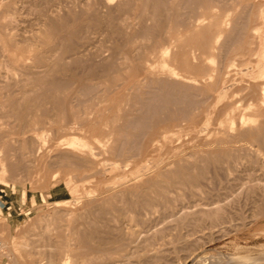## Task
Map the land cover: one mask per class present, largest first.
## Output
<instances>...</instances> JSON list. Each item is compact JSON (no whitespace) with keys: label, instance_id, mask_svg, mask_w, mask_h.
Returning a JSON list of instances; mask_svg holds the SVG:
<instances>
[{"label":"rangeland","instance_id":"374dc122","mask_svg":"<svg viewBox=\"0 0 264 264\" xmlns=\"http://www.w3.org/2000/svg\"><path fill=\"white\" fill-rule=\"evenodd\" d=\"M71 1L73 2L72 4H71ZM77 1L79 3L80 0H74V1L73 0H70V1L57 0L56 2H54L56 4L54 5V8L55 9L59 8V11H60L59 13L64 14V15L66 14L65 11L67 9V6L73 5L75 3L74 9L75 11L77 10L76 11L77 13L75 12L77 16L75 14L72 15V19H71L72 22L71 21L69 22L72 26L68 25V27H65V29L55 32L54 36L53 37L51 36L52 38H50L43 44L40 41L38 43L36 38L34 39L33 37L34 32L37 30L35 28L39 27V24L36 25L37 20H35L36 18L35 14H33L31 10L30 11L24 10L25 13L23 14L22 12V17L26 18L25 22H20V25L23 23L22 24L23 26L17 25L16 28L18 29H16V32H18V30H21L24 34H22V32L20 31L21 34H19L18 38L22 37L20 38V40H23V38H27V40L20 41L17 39V36H16L17 41H20L21 44H23L24 42L32 43V41H34L33 43H35L36 41V43L39 44L37 46L38 47L37 52L41 53L42 49H44L45 51L46 50L45 48H49L52 45L56 46L58 41L60 42V43L58 42L60 45L64 42L63 43V46H64L66 45L65 43L72 44L74 42L73 44H76L78 42L79 44L82 41L86 42V39H89L90 37H92L91 40L89 41L91 43H94L95 46L98 45L99 47H102L104 46V44H107V45L110 44L108 47L115 48L118 45L119 48L121 46L120 50H122L123 52L125 51L124 52L125 54L130 51L129 53L126 54V57L128 56L130 60L128 58H127L128 61L127 59L125 60V63L122 65V67L123 66L124 67L123 68L120 67V69H118L117 71V72L120 71L119 74L117 72H114V73H110V76H107V77L102 76L100 77V79L94 78L93 80H90V81L86 79L88 73H87V68L83 67L85 66L84 65L85 62H83L84 60L76 64L71 62L73 67L70 63L66 62L67 65L69 64V66L67 67L68 70L67 69L61 70L60 72H57L58 75L56 73L54 76L55 78L54 80L57 81L56 78H58V82L59 80L60 82L64 80L65 87H61L53 91L50 90L51 94H54L56 97L60 96V98L57 97V100H59L57 102H55L56 100L52 101L51 99H49L48 101V98L46 100L44 97H41L44 94L42 88L41 89H39L40 87L39 88H29L28 85L26 86L24 85V82H25L24 80L22 81L20 80L21 82L18 81L20 78L29 79L31 76L30 74L26 77L28 73L22 74L18 71L16 72L14 71L13 73L14 75L12 76L11 82L13 81L15 83L16 81V85L12 82L13 84L12 83L11 84L14 85V87L13 86L9 87L12 89L11 91L7 90L8 91L7 93L9 94V97L12 98V100H15L16 98L15 102H17V104L19 103L18 106L20 105V108L22 107V109H24L26 115L23 119L17 120L18 118L17 114L15 116V114L11 113L14 111H10L6 104H3V106L6 105L4 108H2L0 105V127H1L0 128V138L2 137L3 131L8 130L7 132H8L9 137L7 136V138L9 142L11 141L9 144L10 146H12V148H10L9 146H7L8 148L6 147L5 149L0 148L2 149L0 151V158H2V162L0 159V242H4V248L0 250V254H2L0 255V264H49V262H52L53 264H59V263L63 264L61 262L62 259H60L59 256H58L59 260L57 259V255H56V258L54 256H55L56 250L59 249V244L63 245L64 241L65 242L70 241L69 243L67 242V244H70V247L72 248V250L74 249L75 253L77 254V256L74 257L75 259H72L73 256L69 258L70 264H75V263L76 264H90V263L91 264H264V148H262L260 152L262 153L263 151L262 153L263 155L261 154V157L259 158L261 165H257L256 164L257 162H255L256 159H255V152H254L255 149L257 148L256 146L257 140L254 139L255 140L254 141L252 138L247 137L246 135H245L246 137L244 136V132L246 131L245 128L246 129L247 128L251 129L249 127L254 128L255 126H257L258 122L263 120L262 115L261 116L260 114L255 115L256 112L254 111V109H256L259 106L260 100L258 101L257 99L260 97L259 93L261 95V92H260L261 90H259L260 87L258 88V86H255L256 81H257L256 82L257 84L260 82V80L259 81L258 79L256 80L257 68H255V66H257L256 64L259 63L258 59H260V56L264 52V51L262 52V49H264L263 48L264 47L263 45L264 44V40H263L264 28H263V21H262L264 19V16L262 20L261 19L257 20L259 18H258V12H257L256 7L253 9L242 8L243 6L240 3H244L246 2V0H234V1L224 0L225 3L222 0L220 1L219 0H189L190 3H188V0H165L164 3H162V6H161V3L159 4L160 6L158 8L155 7L153 0H151L153 3L150 0H148V2L149 1L150 2L146 4L139 2V0H133V4L131 5V7L129 5L127 6V9L125 7L122 9V11L120 12L118 11V13L115 12L116 17L118 16L122 20L121 22L124 23V26L122 27V33L124 34L125 32H127L130 35L131 34L134 35L132 36L133 37L131 39L132 41L127 42V45H126V43H124V38H123L124 35L120 33L121 35L118 34L119 37L117 36V34L116 36H114L115 34L112 33V29L110 28L108 29V26H103L104 28L100 26L98 27L99 29L97 27L96 28L94 27V30L92 27H91L92 29H88V25H86L87 22L85 20L88 18L89 14L86 15V13L83 14L78 11V8L80 6H78L79 4L76 3ZM89 1L97 2L98 0H89ZM123 1H126V0H123ZM227 1L231 2L230 3L231 5ZM5 2L6 0H0V6L4 4ZM98 7H99L100 12L104 13V11H106L104 7L101 8V6L99 5ZM61 8L65 10L62 11ZM162 8L164 9L161 10ZM209 8H211V10ZM26 13L28 14V16L27 17L23 16V15H27ZM209 13L212 14L211 15L212 17L210 16ZM216 14L219 15V17ZM32 15L34 18L32 17ZM152 15L154 17H151ZM156 15L157 16L159 15L158 17L160 19ZM256 15H257V18L255 17ZM213 17L214 18L217 17V19H215V22L212 23L211 21H214ZM30 18H33L34 20L33 19L31 20ZM143 19L145 20V22H143ZM168 19H170L169 22H167ZM208 19H211V21L210 20L208 21ZM219 20H221V23L219 22ZM33 22L35 23L33 24ZM82 22H85V23L82 24ZM31 23L33 25H29ZM144 23H147L146 26L144 25ZM159 23L161 24L164 23L162 25L163 28L160 26ZM209 23H211V25L213 26L209 25ZM217 23L219 24L217 25ZM126 24L127 26H125ZM155 24L159 25L162 28L158 30L160 33L156 30L157 26L155 27ZM220 24H222V27L220 26ZM85 25L87 26V29L85 28ZM230 25H233V26H230ZM147 26L154 27V30H153L154 35H157L158 33L162 35L163 33L166 35H162V36L165 37V39L169 38L170 40L169 39L161 40L160 44H158L156 48L151 47L150 41L152 42L154 38H152V36L151 38L149 37L150 39L148 37L146 38V36L141 32L142 29ZM219 26L223 29H221ZM210 27L212 30H214V28L216 27H217L216 29L220 28L221 32H219V34H216V35L214 34L215 35L214 37L213 34L212 36L207 31V29H209ZM256 27H259V28H256ZM101 28L105 31L100 30ZM105 28L109 31H107ZM204 28H206L205 29L206 31L204 30ZM163 29L166 33L162 31ZM254 29H257V30H254ZM87 30H91L93 32L87 31ZM138 30H141V31L139 32ZM199 30L204 31V33L200 32ZM253 30L255 34L254 32H251ZM95 31L97 32L102 31V33L105 36H103L102 33H100L102 34L100 36L99 32L96 33L97 34L96 36V34H94ZM86 32L87 33L89 32V34H87ZM239 32H240V36L238 34ZM91 33L93 34L91 35ZM189 33L192 34V36ZM195 33L196 34L199 33L200 36L198 34H197L198 36L195 35ZM139 34L141 35L139 36ZM178 34L179 35L182 34L181 36L185 38L186 42L184 43L186 44L191 43L193 45L196 44L194 46L190 44L187 45L188 46L187 49L189 50L188 56H190L188 57V63H190V65L192 64L193 66H192V69L190 68L188 69L189 71H187V69L183 68V65H181L180 57L178 58V61H179L178 62L174 60L172 61L171 57L167 56V60L165 59L166 60L165 62L167 63L168 66L169 64H171V62L173 63L170 66L171 68L174 67L173 71L178 73V76H177L178 78L167 77L166 75L159 73V69L157 67L161 66V64H160V61H158L159 58L156 57L157 53L155 50L161 47H165L166 45L170 43V41H173L172 43H175L174 39L177 37ZM85 35L86 36L88 35V38L85 37L86 39H84ZM241 35L244 36L247 42L244 40L243 36ZM62 36L63 38H61ZM68 36L73 37L74 40L72 38L70 39ZM29 37L32 38L33 40L30 41L31 39ZM120 37L122 38L120 39ZM195 37H198L199 45H198V42L196 43V41L198 40H196L197 38L195 39ZM204 37H206V39L207 37L212 38V40L208 38L212 43L211 50L202 49L203 47H201L202 46L201 44L205 41ZM240 37L241 39H239ZM186 38H188V40ZM251 38L252 39L254 38V40H252ZM105 39L106 41H104ZM111 39H115L113 40L114 43H116L115 41L119 43L115 44L116 45L115 46L113 45L114 43ZM95 40H97L98 42L96 41L95 43L94 42ZM101 40L104 41V43L101 42ZM240 40H241V44L239 45V43H236V42H239ZM122 41H123V45H122ZM100 42L102 43L101 46L100 44H98ZM257 42H258V45H257ZM128 44L130 46H128ZM251 44L255 46H251ZM40 45L42 46L40 47ZM107 45H106V48H107ZM197 45L199 47L196 48ZM231 45L232 47H230ZM236 45L237 46L239 45L240 48L237 49ZM233 46L234 48L237 49L238 52H235L236 50L234 51ZM194 47L196 50L194 49ZM242 47L244 48L246 47V49ZM250 47L253 49H251ZM149 48H152L153 50L152 49L150 50ZM173 48H175V50L176 49L178 50V48L180 47L177 46ZM198 48L202 49L200 51L201 52L203 51V52L199 54ZM102 49H105V48H102ZM133 49L134 51L138 50V54L136 51H135L136 53H134ZM248 49L249 51H246ZM48 50H46V52L42 50V52L44 54L45 53L48 54L47 53ZM253 51H254L255 56L260 54L259 57L256 56V58L254 59L255 56L252 55ZM239 52L242 53L243 56L242 54H239ZM249 52L251 53L252 56H248ZM16 53H20V51H16ZM144 53L147 55H145ZM23 54L28 55L27 57L24 55L25 61L27 60L26 61L27 63L32 64V61L34 60L32 58L33 56L31 57V54L26 53V52H23ZM194 54L196 55L194 56ZM197 54L203 57L201 58V56H199L200 57L199 58ZM132 55H134L136 58L135 57L133 58ZM138 55L140 56V58H138ZM30 58H32L33 60L31 59L30 61ZM131 59H133V61ZM254 60L255 62H253ZM155 61L157 62L155 63ZM82 62H83V65H82ZM129 62L130 64H126ZM132 62L134 63L132 64ZM152 64L155 69L154 68L152 69ZM226 64L228 67L226 66ZM155 65L157 67H155ZM194 66L203 67L205 71L203 69V71L200 72V70L198 69L196 70ZM240 67L242 70L240 69ZM149 68H150V71H149ZM246 69L250 71H247ZM132 70L134 71L132 72ZM253 71H256L254 72L256 74H252ZM129 72L131 73L129 74ZM18 73H20V76ZM145 73L147 75H145ZM181 74L183 75V77ZM210 75H211V78H209V81H208L207 77H210ZM148 76H151L152 78L151 77L148 78ZM184 76L186 77L188 76L189 78L188 77L186 78ZM214 76L217 77V80H216V77L214 78ZM254 78L256 81H253ZM146 81L148 85L145 83ZM212 81L213 82L218 81V82L214 84ZM64 82H61V83H64ZM164 82H167L168 84L171 85V87L166 88L168 89L166 91H169V92H166L165 94H163L165 92L164 91L165 89L162 90L159 87L161 86L160 84ZM211 82H212V85H210ZM139 83L142 85H140ZM87 84H90L89 85L90 89L86 91L84 90L85 89L84 87ZM18 85L19 87H17ZM20 85L22 86L21 88H20ZM137 85L139 86L137 87ZM176 85H177V88L179 89H181V87L183 88L186 87V90L188 89L187 90L188 95L191 93H194L195 96H191V95H194V94H191L190 95L191 98L189 99L192 101V97L193 98L195 97L193 100L194 102L195 101L196 102L192 104L193 101L191 103L189 99L188 101L187 99L186 100L184 99V101L179 100V102L176 99H172L174 97L173 95L174 92H172V94L170 93L171 91H173L172 86L176 87ZM179 85L181 87H178ZM182 85H185V86H182ZM200 85L203 87H201ZM21 89L23 92L21 91ZM195 89H197V91H195ZM202 89L204 92L202 91ZM181 90L179 92H181L182 94L186 92L184 89L182 91ZM229 92H230V95H229ZM155 93L156 95L160 93L158 95L160 98L158 96L156 97ZM167 93H169L168 97L166 95ZM3 94L0 96H3ZM24 94L25 96L31 97V98L35 96L34 97L35 99L32 98L30 100L29 98L28 100L29 102L27 101V105L29 106L24 105L26 103H24V101H22L21 99L22 95ZM228 96L229 98H227ZM37 97H39L41 100ZM125 97L127 98V100ZM154 97H156L157 99ZM163 97L164 99H162ZM4 99L5 97H2L1 100H4ZM19 99L22 101V103L20 102ZM158 99L160 100L158 101ZM35 100H36V103H34ZM39 101H41V103ZM232 102H235V104L238 105L237 107L238 110L235 112V115H236L235 118L237 120L233 124V126L228 127L226 124L228 122L226 113L229 112L228 111L230 109L229 106H230V103ZM248 103L249 105H251V109L250 108L246 109ZM254 103L256 104L254 105ZM235 104H232V105H235ZM191 105L193 106L194 109L191 107ZM25 107L26 108L29 107V109H26ZM157 107L158 108L160 107V108L158 109ZM174 107L175 109H172ZM149 108L153 110L158 109L157 111H154V112H157L159 117L160 116L163 117L162 120L164 119V117L166 118L167 121L166 120H163V121L161 120L162 122L159 121V123H156L157 126L153 127V129L158 127L156 129L157 131L158 130L163 131L165 128L168 127L167 130L166 129L164 130L165 136L167 135L166 136L167 138L164 136H161L162 134L159 135L157 131L153 132V129L150 134H145L143 133V131L142 132L139 131V133H136L135 135L134 134L135 129L133 131V126L131 125V127H128L130 126V124L126 126L127 124L125 123L126 121L130 123L129 121L132 117H135L137 115L138 116L143 115L145 113V110H147L146 112L151 111L150 113H153L152 112L153 110H150ZM189 108H192L190 110L191 112L194 110L192 114L188 110ZM7 109L9 111H7ZM170 110L171 111L173 110V111L171 112ZM188 111L190 113H188ZM3 112H10L11 114L8 113L7 118L5 117L2 118L1 115ZM221 112L223 113V115ZM38 113H40L41 115ZM240 113L243 115L245 114L243 116V119L246 122L244 121H243L244 123L239 122L240 120L238 119L241 115ZM169 114H171V116ZM173 114L175 115V117L173 116ZM252 114H254L253 117L251 116ZM73 115L77 117L75 118L76 121L74 119L72 120ZM167 115H168V118H167ZM191 115L192 117L188 118ZM59 116H61V119L59 118ZM124 116L125 118H127L126 120ZM223 116H225L226 119H224ZM249 116L250 118H252L251 121L250 120L248 121ZM63 118L65 120L64 123H68L69 121L70 122L79 121V122L75 123L74 128H71V129L67 128L69 131L68 132L67 130H64V128L66 127H64L65 125H63ZM128 118H129V121H128ZM223 119L225 121L227 120L226 123L225 121H223ZM2 120H4L3 121L4 123L2 122ZM54 120L56 121V123ZM104 121H105V124H104ZM164 122L167 123V125L164 126L165 124ZM222 122L224 124V127H223ZM79 123H81V125ZM121 123L124 127L121 125ZM32 124H34L35 126L34 125L32 126ZM61 125L63 126V129ZM225 125L226 127L230 129L228 128L225 129ZM2 127L4 128L3 130H2ZM77 127H79L80 130ZM80 127L81 128L83 127L82 128L83 132L81 131ZM131 129L133 132L131 131ZM84 130L85 131L88 130V132H84ZM221 131L223 134L222 136L223 138L221 137L222 135ZM130 132L132 134L128 135ZM73 134L74 136H77V137H81L82 135L83 136L87 135V138H91L90 135L96 136L97 142L96 140H92V139H90V141H92L93 146L94 145L96 146V147L94 146L96 148L95 149L96 151L94 150L96 152L95 154L99 155V156L97 155L95 156L97 163H95L92 166H88L83 163L80 165L74 164V163L72 164L66 163V162L61 163V161L58 160L57 156L61 154V152L66 153L67 151V148L65 147L67 145H65L64 142L66 143V141L69 138H71ZM152 134L155 136H153ZM239 134L240 135L242 134V135L240 136ZM151 136H153L154 138V140L152 139V143L156 142V143H153L154 145L150 143L151 138H152ZM146 137L148 138L146 139ZM148 139H149V142H148ZM146 140L148 143H150L149 145L146 142ZM217 140H218V144H217ZM124 141L125 143L126 142L127 143L123 145L122 147V145L120 144L121 142L123 143ZM128 141L130 144L128 143ZM119 146L120 148H117ZM125 146H128L127 149ZM131 146L132 147L134 146V149ZM124 147L126 150H131V151L129 152V151L124 150ZM236 148H237V151H236ZM114 149L115 150L119 149V151L118 150L114 151ZM121 149L124 151L123 152L124 154L120 153ZM216 149L217 151L224 150V149H225L224 151H226V149L228 151L230 149L232 152L231 151L229 152H231L232 154L234 151L233 155H235L238 158V163L236 165H233L234 167L232 166V169L230 170L231 172L229 171L227 172L223 169L218 170L217 171L218 173L216 172L217 178L216 177L215 179L213 178L214 180L208 183L209 185L207 183L205 184L204 182L203 183L204 187L202 186L200 188L201 190L196 189V188H190L187 185H175L173 187L168 188L167 194L169 193L168 194L169 196L166 194L165 197L168 196L166 198V201L163 200V203L160 202L161 204L159 203L157 204V206L155 205V209L153 208L152 211L150 210L149 213H146V216L144 213L133 215V213H131L130 211H127L128 213L130 212L129 214H127L125 210L122 211L119 208L120 202L116 201L117 198H115V194H117L119 191L123 189L125 190V188L128 190L129 189L131 190L132 187L130 186H132L134 183L136 184L137 180L139 181L141 179L148 178L151 175H153L152 177L155 178V176H157L155 173H158L157 170H162V169L164 170L166 168L165 167L166 165L168 168L170 166L174 167V163L178 162V160L179 162L180 161L182 162L183 160V162L186 163V161L193 160V157L197 156L198 154L200 153L204 154L205 152H209V150L212 151L213 153L215 152L217 154H221L222 151L217 152ZM198 151L199 152L201 151V152L199 153ZM131 152L134 154H131ZM126 153L127 155L129 153L130 154L127 156ZM133 157L135 158L133 159ZM114 158H115V161H113ZM13 166H15L14 167L15 169L12 168ZM48 167L49 168L51 167V168L49 169ZM9 169L11 171H9ZM170 169L172 168H169L168 170ZM208 169L210 170L212 174L213 172L212 167L210 168L209 166ZM210 172H208L207 175H209ZM156 178L159 179L160 177L157 176ZM202 202L212 203L213 206L217 204L216 202H219L218 204L222 205L224 215H221L222 217L218 218V220H216L213 224L209 222L208 218L206 219V217H204L202 214H199V213L198 214L191 213L188 216H186V218L182 217L183 216L182 214L188 211H196L198 209V204ZM113 208L115 210L119 209V215L116 216L118 219L114 217V220H115L113 221L114 223H112V225H108L107 227L108 229L106 230V239L108 241V244H103L104 247H102V248H107V251L109 248V251L103 252L105 256H103L104 254L102 253V251L100 254L96 251H92L94 253L90 252L89 250L87 251V249L83 248V246L78 243L77 241L78 237L75 233H73V230L71 229H74L75 227V229L78 228V230L81 231L84 228L83 223L85 222L88 223L87 219H89L90 221V218L92 219L93 217H96V214L98 211H103V210L109 211ZM75 216H77L76 218L80 219L81 222H79V220L74 219ZM81 216L83 217L81 218ZM54 220H55V223L53 222ZM71 223L74 225L76 224V225L71 227L70 226ZM68 226H70L71 229L69 230L72 233L68 234L69 238L68 236L66 237L65 235V239L63 241L62 239L64 238V233L65 232H66L65 234L69 233V231L67 232V229H66L68 228ZM59 233L62 237L58 236ZM120 237L122 238V241L120 240V242H122L121 243L122 246L120 250H118L117 252H113V249L117 250V248H114L113 245H110L109 241L120 238ZM60 240H62L63 242L61 241L62 243L61 242L59 243ZM15 242H17L18 246L16 245ZM55 245H57L58 247H56ZM53 247L54 248L56 247V248L54 249ZM99 248L101 249V247ZM84 249H85V252H84ZM41 250H43V252ZM79 252L81 253L79 254ZM87 252L89 253V256L87 255L88 254ZM40 253L42 256L40 255ZM92 254L94 255L92 256ZM85 255H87L90 259H88L87 256L85 257ZM94 257L96 258L94 259ZM49 258H55V259H51V261H49L48 260ZM77 258L80 261L77 260V262H75ZM85 258H87L86 260H88V263H86L87 261L85 260ZM92 258L94 262L91 261ZM97 259H98V262H97ZM31 260L33 262L34 261L36 262L33 263Z\"/></svg>","mask_w":264,"mask_h":264},{"label":"bare ground","instance_id":"6f19581e","mask_svg":"<svg viewBox=\"0 0 264 264\" xmlns=\"http://www.w3.org/2000/svg\"><path fill=\"white\" fill-rule=\"evenodd\" d=\"M57 1V0H56ZM55 0H6V2L4 3V4H2L1 6H0V95H2L4 92V94H3V96H0L1 98H0V105H1V107L2 108H4L6 105L8 106V109L10 110V111H14V112H11V113H13V114H15V116H16V114H17V120L18 119H23L24 117H25V111H24V109H22V107L20 108V105L18 106V104H17V102H15V100H16V98H15V100H12V98L11 97H9V94L7 93L8 91L7 90H10L11 91V89L12 88H9V87H11V86H13L14 87V85H12L13 83L11 82V79H12V76L14 75L13 73H14V71L16 72V71H18V72H20V73H22V74H24V73H28L27 75H26V77L30 74L31 76H30V78L29 79H19L18 81H22V80H24L25 82H24V85L26 86V85H28L29 86V88H39V89H43V95L41 96V97H44L46 100H47V98H48V101H49V99H51L52 101H54V100H56L55 102H57V101H59V100H57V97H59L60 98V96H55L54 94H51V91L50 90H55V89H58V88H61V87H65V82H64V80L63 81H61V82H64V83H61L60 82V80H59V82H58V78H56L57 79V81L56 80H54L55 78H54V76H55V74L57 73V72H60L61 70H66L67 69V67L69 66V64L67 65L66 64V62H68V63H70L71 64V62L72 63H79V62H81L82 60H84L83 62H85V66H83L84 68L86 67L87 68V77H86V79H88L89 81L90 80H93L94 78L96 79V78H99L100 79V77H102V76H110V73H114V72H117L118 71V69H120V67L121 68H123L122 67V65L125 63V60L128 58V56L126 57V54L127 53H129V52H127L126 54L122 51V50H120L121 49V46H120V48H119V46L117 45H115V44H118L119 42H117V41H115L116 43H114V41L113 40H115V39H111L112 41H113V45H115L116 47L115 48H111V47H108L109 45H107V44H104V46H102V47H99L97 44V46H95L94 45V43H91L89 40H91V38L92 37H90L89 39H86V38H88V35L86 36H84V39H86V42L84 41H82V42H80L79 44H78V42L76 43V44H78V45H76V44H71V43H65L66 45H64L63 46V43H62V41H61V45L57 42V44H56V46H54V45H52L51 47H49V48H45L46 50H48V54H44L43 52H42V50L44 51V49H42L41 50V53H38L37 51H38V45L39 44H37L36 43V41H35V43H33L34 41H32L33 39L32 38H30L29 40L30 41H32V43H27V42H24V43H26V44H21V42L20 41H23V40H27V38H23V40H20V38H22V37H20V38H18L19 37V34H21L20 33V31L21 30H18V32H16V29H18V28H16L17 27V25L19 26L20 25V22H25V19L26 18H23L22 17V12H23V14L25 13V11L24 10H27V11H32L33 12V14H35V16H36V18H35V20H37V24L36 25H38L39 24V27L38 28H35V29H37L35 32H34V35H33V37H34V39L36 38V40L38 41V43H39V41L43 44V43H45L47 40H49L50 38H52L53 36H54V34H55V32H58L59 30H62V29H65V27H68V25H71L69 22L71 21V19H72V15H74L75 14V12L77 11H75V3L73 4V5H68L67 6V9H66V14L64 15V14H60L59 12V8L58 9H55L54 8V5H56L54 2H56ZM62 1V0H61ZM68 1H70V0H68ZM74 1V0H73ZM151 1V0H150ZM149 1V2H150ZM154 1V4H155V7L156 8H158L160 5V3H161V6H162V3H164V1L165 0H153ZM220 1V0H219ZM223 2H224V0H222ZM226 1V0H225ZM231 1H234V0H231ZM248 1V2H247ZM139 2H141V3H149L148 2V0H139ZM152 2V1H151ZM171 2V1H170ZM196 2V1H195ZM227 2H229V1H227ZM2 3V2H1ZM73 2L71 1V4H72ZM76 3H78V1L76 2ZM153 3V2H152ZM151 3V4H152ZM177 3V2H176ZM188 3H190V1L188 0ZM225 3V2H224ZM231 2H229V4H230ZM233 3V2H232ZM59 4V3H58ZM57 4V5H58ZM66 4V3H65ZM64 4V5H65ZM79 4V5H78ZM77 5L78 6H80L79 8H78V11L79 12H81V13H83V14H85L86 13V15H88L89 14V16H88V18L85 20L87 23H86V25H88V29H92L93 28V30H94V27L96 28H98V27H100V26H102V28H104L103 26H108V29L110 28V29H112V33L113 34H115L114 36H116V34H117V36H118V34H123L122 33V27L124 26V23L123 22H121L122 20L117 16L116 17V14H115V12L116 13H118V11L120 12V11H122V9L123 8H125L126 7V9H127V6H129L130 5V7H131V5L133 4V0H126V1H123V0H98L97 2H91V1H89V0H80L79 1V3H78ZM144 4V5H145ZM178 4V3H177ZM185 4V3H184ZM211 4V3H210ZM243 7L242 8H250V9H253V8H257V12H258V18L259 19H257V20H262L263 19V14H264V0H251V1H249V0H246V2H244V3H240ZM60 5V4H59ZM98 5L99 6H101V8L102 7H104L105 9H106V11H104V13L103 12H100V10H99V7H98ZM164 5V4H163ZM186 5V4H185ZM193 5V4H192ZM231 5V4H230ZM233 5V4H232ZM71 6V7H70ZM73 6V7H72ZM169 6V5H168ZM184 6V5H183ZM222 6V5H221ZM60 7V6H59ZM155 7H154V9H155ZM170 7V6H169ZM190 7V6H189ZM200 7V6H199ZM210 7H211V5H210ZM57 8V7H56ZM65 8V7H64ZM103 8V9H104ZM171 8V7H170ZM215 8V7H214ZM218 8V7H217ZM62 9V8H61ZM60 9V10H61ZM76 9H77V7H76ZM164 8H162L161 10H163ZM180 9V8H179ZM199 9V8H198ZM205 9V8H204ZM208 9V8H207ZM206 9V10H207ZM210 10H211V8H209ZM232 9V8H231ZM241 9V8H240ZM250 9H248V10H250ZM65 10V9H64ZM63 9H62V11H64ZM172 10V9H171ZM186 10V9H185ZM209 10V11H210ZM124 11V10H123ZM200 11V10H199ZM152 12H154V11H152ZM151 12V13H152ZM207 12V11H206ZM220 12V11H219ZM239 12H240V10H239ZM28 13V12H27ZM26 13V14H27ZM30 13V12H29ZM77 13V12H76ZM156 13V12H155ZM154 13V14H155ZM182 13V12H181ZM251 13V12H250ZM253 13V12H252ZM80 14V13H79ZM78 14V15H79ZM185 14V13H184ZM210 14V13H209ZM76 15V14H75ZM85 15V16H86ZM124 15V14H123ZM189 15V14H188ZM193 15V14H192ZM196 15V14H195ZM212 14H210V16H211ZM217 15V14H216ZM250 15V14H249ZM23 16H25V17H27L28 16V14L27 15H23ZM77 16V15H76ZM157 16V15H156ZM155 16V17H156ZM159 16V15H158ZM157 16V17H158ZM169 16V15H168ZM208 16V15H207ZM218 17H219V15H217ZM241 16V15H240ZM31 17V16H30ZM32 17H33V15H32ZM80 17V16H79ZM151 17H154L153 15L151 16ZM162 17V16H161ZM209 17V16H208ZM212 17V16H211ZM254 17V16H253ZM256 18H257V15L255 16ZM34 18V17H33ZM33 18H30L31 20L33 19ZM159 18V17H158ZM165 18V17H164ZM168 18V17H167ZM171 18V17H170ZM183 18V17H182ZM234 18V17H233ZM160 19V18H159ZM205 19V18H204ZM212 19V18H211ZM211 19H208V21L210 20L211 21ZM215 19H217V17H213V20L214 21H211L212 23L213 22H215ZM34 20V19H33ZM77 20V19H76ZM82 20V19H81ZM141 20V19H140ZM169 20L170 19H168V21L167 22H169ZM173 20V19H172ZM179 20V19H178ZM249 20V19H248ZM256 20V21H257ZM27 21V20H26ZM160 21V20H159ZM263 21V28H264V19L262 20ZM72 22V21H71ZM143 22H145V20L143 19ZM142 22V23H143ZM176 22V21H175ZM179 22V21H178ZM185 22H186V20H185ZM219 22L221 23V20H219ZM29 23V22H28ZM35 22H33V24H34ZM83 23H85V22H82V24ZM155 23V22H154ZM153 23V24H154ZM187 23H189V22H187ZM186 23V24H187ZM23 24V23H22ZM21 24V25H22ZM27 24V23H26ZM32 23L31 24H29V25H33ZM73 24V23H72ZM146 24L147 23H144V25L146 26ZM160 24V26L162 27V25L164 24H161V23H159ZM185 24V23H184ZM219 23H217V25H218ZM20 25V26H21ZM25 25V24H24ZM85 25V28L87 29V26ZM137 25V24H136ZM143 25V26H144ZM209 25H211V23H209ZM238 25V24H237ZM243 25V24H242ZM262 25V24H261ZM23 26V25H22ZM72 26V25H71ZM125 26H127V24L125 25ZM157 26V27H156ZM159 25H156L155 24V27H156V30L158 31L159 29H162L161 27H160ZM171 26V25H170ZM211 26H213V25H211ZM220 26L222 27V24H220ZM219 26V27H220ZM230 26H233V25H230ZM28 27V26H27ZM37 27V26H36ZM90 27V28H89ZM92 27V28H91ZM209 27V26H208ZM220 27V28H221ZM245 27V26H244ZM33 28V27H32ZM100 29V30H103V29ZM107 28V27H106ZM105 28V29H106ZM217 28V27H216ZM216 28H214V30H212L211 29V27L209 28V29H207V31L212 35H216V34H219V32H221V29H223V28H218V29H216ZM239 28V27H238ZM243 28V27H242ZM256 28H259V27H256ZM261 28V27H260ZM19 29H20V27H19ZM31 29V28H30ZM67 29V28H66ZM99 29V28H98ZM142 29V28H141ZM168 29V28H167ZM206 28H204V30H205ZM216 29V30H215ZM27 30V29H26ZM97 30V29H96ZM107 30V29H106ZM154 27L153 26H147V27H145V28H143L142 29V31L141 30H138L139 32L141 31L145 36H146V38L148 37H150L151 38V36H152V38H154L153 40H152V42L150 41V46L151 47H153V48H156V46H158V44H160V41L161 40H166V39H169V38H166L165 39V37H163L162 35H166V34H163L162 33V35L161 34H157V35H154L153 33H154ZM194 30V29H193ZM192 30V31H193ZM197 30V29H196ZM232 30V29H231ZM234 30V29H233ZM251 30V29H250ZM254 30H257V29H254ZM254 30L253 31H251V32H254ZM23 31H24V29H23ZM86 31V30H85ZM87 31H91V30H87ZM103 31H105V30H103ZM107 31H109V30H107ZM107 31H106V33H107ZM135 31V30H134ZM162 31H164V29L162 30ZM161 31V32H162ZM188 31V30H187ZM200 31V30H199ZM206 31V30H205ZM223 31V30H222ZM22 32V31H21ZM70 32V31H69ZM91 32H93V31H91ZM99 32V34L100 33H102V31L100 32V31H98ZM97 31H95L94 32V34H96V33H98ZM190 32V31H189ZM198 32V31H197ZM200 32H203L204 33V31H200ZM199 32V33H200ZM207 32V33H208ZM234 32V31H233ZM257 32V31H256ZM17 33H18V35H17ZM26 33V32H25ZM33 33V32H32ZM87 33V32H86ZM105 33V32H104ZM164 33H166L165 31H164ZM191 33H193V32H191ZM199 33H197L198 35H199ZM22 34H24L23 32H22ZM85 34V33H84ZM87 34H89V32L87 33ZM93 33H91V35H92ZM98 34V35H99ZM103 34V33H102ZM102 34H100V36L102 35ZM120 34V35H121ZM156 34V33H155ZM187 34V33H186ZM190 34V33H189ZM196 33H195V35H197ZM209 34V35H210ZM239 34V36H240V32L238 33ZM254 34H255V32H254ZM106 35H108V34H106ZM124 43H126V45H127V42H129V41H132L131 39L133 38L132 36H134L133 34H128L127 32H125L124 34ZM122 35V36H123ZM137 35V34H136ZM141 34H139V36H140ZM168 35V34H167ZM179 35V34H178ZM177 35V37L174 39V42L175 43H172L173 41H170V43L168 44V45H166L165 47H161V48H159V49H157V50H155L156 51V57L157 58H159V60L158 61H160V64H161V66H159V67H157L156 65H155V67H157L158 69H159V73H161V74H163V75H166L167 77H174V78H178L177 76H178V73H176V72H174L173 70H174V67H172L171 68V64H173L171 61V64H169V66L167 65V63L165 62L166 60H167V56L168 57H171V59H172V61L174 60V61H178V58L180 57V63H181V65H183V68H185V69H187V71H189L188 69H192V64L190 65V63H188V57H190V56H188L189 55V50L187 49V45H193V44H191V43H188V44H186V43H184V42H186L185 41V38H183L181 35H179L178 36ZM188 35V34H187ZM191 36H192V34H190ZM194 35V36H195ZM197 35V36H198ZM212 35V36H213ZM215 35H214V37H215ZM237 35V34H236ZM16 36H17V39L18 40H20V41H17V39H16ZM22 36V35H21ZM52 36V37H51ZM72 36V35H71ZM96 36H97V34H96ZM99 36V37H100ZM103 36H105L104 34H103ZM111 36H113V35H111ZM144 36V37H145ZM200 36V35H199ZM241 36H243V35H241ZM69 37V36H68ZM80 37V36H79ZM86 37V38H85ZM94 37H95V35H94ZM93 37V38H94ZM107 37V36H106ZM119 37V36H118ZM117 37V38H118ZM236 37V36H235ZM253 37V36H252ZM264 37V36H263ZM61 38H63V36L61 37ZM70 39L72 38L73 39V37H69ZM97 38V37H96ZM95 38V39H96ZM105 38V37H104ZM108 38V37H107ZM114 38H116V37H114ZM122 37H120V39H121ZM138 38V37H137ZM149 38V39H150ZM197 38V39H196ZM208 38H210V37H207V39ZM216 38H217V36H216ZM233 38V37H232ZM243 38H244V36H243ZM255 38V37H254ZM254 38L252 39V40H254ZM59 39V38H58ZM109 39V38H108ZM142 39V38H141ZM148 39V40H149ZM187 40H188V38H186ZM189 39H190V37H189ZM192 39V38H191ZM195 39L196 40H198V37H195ZM204 39H205V41L201 44L202 46L201 47H203L202 49H205V50H211V41L210 40H212V38H210V40L208 39H206V37H204ZM239 39H241V37L239 38ZM238 39V40H239ZM74 40V39H73ZM98 40V39H97ZM97 40H95L94 42L96 43V41ZM103 40V39H102ZM101 40V42H103L104 43V41H106V39L104 40V41H102ZM146 40V39H145ZM170 40V39H169ZM173 40V39H172ZM215 40H217V39H215ZM214 40V41H215ZM244 40H245V38H244ZM263 40H264V38H263ZM89 41V42H88ZM93 41V40H92ZM168 41V40H167ZM192 41V40H191ZM194 41V40H193ZM201 41H203V40H201ZM200 41V42H201ZM213 41V42H214ZM236 41H237V39H236ZM243 41V40H242ZM246 41V40H245ZM249 41H251V40H249ZM20 42V43H19ZM67 42V41H66ZM98 42V41H97ZM98 43V44H100V46H101V44L102 43ZM163 42V41H162ZM198 42V45H199V40L198 41H196V43ZM224 42V41H223ZM244 42V41H243ZM243 42H242V44H243ZM247 42V41H246ZM254 42V41H253ZM252 42V43H253ZM259 42V41H258ZM258 42H257V45H258ZM261 42H262V40H261ZM105 43H107V42H105ZM236 43H239V45L241 44V40L239 41V42H236ZM235 43V44H236ZM245 43V42H244ZM93 44V45H92ZM131 44V43H130ZM214 44V43H213ZM231 44V43H230ZM234 44V43H233ZM249 44H250V42H249ZM255 44V43H254ZM45 45V44H44ZM92 45V46H91ZM106 45H107V48H106ZM122 45H123V41H122ZM125 45V44H124ZM163 45H165V44H163ZM194 45H196V44H194ZM193 45V46H194ZM196 46V48L197 47H199V46ZM239 45L237 46L236 45V48L238 49V48H240L239 47ZM264 45V44H263ZM42 45H40V47H41ZM47 46V45H46ZM45 46V47H46ZM128 46H130L129 44H128ZM142 46V45H141ZM149 46V47H150ZM161 46V45H160ZM159 46V47H160ZM180 47V48H178V50L176 49L175 50V48H173V47ZM224 46V45H223ZM241 46H243V45H241ZM251 46H255V45H252L251 44ZM262 46V45H261ZM123 47V46H122ZM138 47V46H137ZM136 47V48H137ZM148 47V46H147ZM200 47V48H201ZM215 47V46H214ZM227 47V46H226ZM230 47H232V45L230 46ZM229 47V48H230ZM263 47V46H262ZM102 48H105V49H102ZM130 48V47H129ZM132 48H133V46H132ZM139 48V47H138ZM137 48V49H138ZM190 48V47H189ZM200 48H198L199 49V54L200 53H202L200 50H202V49H200ZM233 48H234V46H233ZM233 48H232V50H233ZM236 48H234V51L235 52H238L237 51V49ZM242 48H244V47H242ZM249 48V47H248ZM251 48V47H250ZM260 48V47H259ZM258 48V49H259ZM264 48V47H263ZM150 50L152 49V48H149ZM173 49V50H172ZM192 49V48H191ZM194 49H195V47H194ZM231 49V48H230ZM244 49H246V47L244 48ZM251 49H253V48H251ZM257 49V48H256ZM46 50L44 51V52H46ZM120 50V51H119ZM139 50V49H138ZM138 50H135L136 52H137V54H138ZM153 50V49H152ZM196 50V49H195ZM215 50V49H214ZM242 50V49H241ZM16 51H20V53H16ZM128 51V50H127ZM133 51H134V49H133ZM134 51V53H136ZM246 51H249V49L248 50H246ZM264 51V49H262V52ZM23 52H26V53H30L31 54V57L34 59H32V58H30V61H31V59L33 60L32 61V64H29V63H27L26 61H25V56L27 57L28 55H26V54H23ZM131 52H132V50H131ZM154 52V51H153ZM195 52V51H194ZM193 52V53H194ZM208 52V51H207ZM231 52H233V51H231ZM244 52V51H243ZM260 52H261V50H260ZM259 52V53H260ZM142 53H143V51H142ZM205 53V52H204ZM203 53V54H204ZM245 53V52H244ZM248 53V52H247ZM253 54L252 55H254V51L252 52ZM264 53V52H263ZM262 53V55L260 56V59H258L259 61V63L258 64H256L257 66H255V64H254V66H255V68H257V74L256 73H254V72H256V71H253L252 72V74H256V76H257V78H256V80L258 79V81L260 80V82L257 84L256 82V80H255V78H254V80L253 81H256L255 82V86H258V88L260 87V89L259 90H261L260 92H261V95H260V93H259V98L257 99L258 101L260 100V104H259V106L256 108V106H255V108L256 109H254V111L256 112L255 113V115L256 114H260V116L262 115L263 116V120H261L260 122H256L257 123V126H255L254 128L253 127H249V128H251V129H246L245 128V132H244V136L246 135L247 137H250V138H252L253 140L255 139V140H257V142H256V146H257V148L255 149V159H256V161L255 162H257L256 164L257 165H261L260 164V161H259V158L261 157V154L263 153V151H262V153H260L261 152V150H262V148H264V54ZM145 54V53H144ZM202 54V55H203ZM238 54V53H237ZM239 54H242V53H240L239 52ZM250 54V55H249ZM249 54H248V56H252L251 55V53L249 52ZM258 54V53H257ZM25 55V56H24ZM130 55H131V53H130ZM129 55V56H130ZM145 55H147V54H145ZM170 55V56H169ZM196 54H194V56H195ZM198 55V54H197ZM206 55V54H205ZM260 55V54H259ZM259 55H256V56H258L259 57ZM133 56V58L135 57L134 55H132ZM199 56H201V55H198V57ZM208 56V55H207ZM242 56H243V54H242ZM255 56V55H254ZM256 56L254 57V59L256 58ZM143 57V56H142ZM203 56H201V58H202ZM234 57V56H233ZM232 57V58H233ZM236 57V56H235ZM136 58V57H135ZM138 58H140V56L138 55ZM148 58V57H147ZM154 58V57H153ZM196 58V57H195ZM200 58V57H199ZM239 58V57H238ZM241 58V57H240ZM245 58V57H244ZM252 58V57H251ZM29 59V58H28ZM121 59V60H120ZM129 60H130V58H128ZM128 59H127V61H128ZM166 59V60H165ZM247 59V58H246ZM132 61H133V59H131ZM149 60V59H148ZM168 60H169V58H168ZM200 60V59H199ZM251 60V59H250ZM253 60V59H252ZM257 60V59H256ZM29 61V60H28ZM70 61V62H69ZM198 61V60H197ZM236 61V60H235ZM83 62H82V65H83ZM131 62V61H130ZM130 62L129 63H126V64H130ZM157 61H155V63H156ZM179 62V61H178ZM190 62V61H189ZM201 62V61H200ZM253 62H255V60L253 61ZM31 63V62H30ZM134 62H132V64H133ZM248 63H249V61H248ZM251 64V63H250ZM72 65V64H71ZM80 65H81V63H80ZM146 65V64H145ZM148 65V64H147ZM223 65V64H222ZM177 66V65H176ZM196 66V65H195ZM194 66V67H195ZM201 66V65H200ZM226 66H227V64H226ZM241 66V65H240ZM72 67H73V65H72ZM79 67H81V66H79ZM126 67V66H125ZM228 67V66H227ZM237 67V66H236ZM248 67V66H247ZM250 67V66H249ZM129 68H130V66H129ZM150 68H151V66H150ZM150 68H149V71H150ZM154 67H153V64H152V69H153ZM196 68V70L198 69V70H200V72L201 71H203V67H195ZM225 68V67H224ZM234 68V67H233ZM254 68V69H255ZM74 69V68H73ZM135 69V68H134ZM155 69V68H154ZM184 69V70H185ZM228 69V68H227ZM240 69H241V67H240ZM253 69V70H254ZM68 70V69H67ZM70 70V69H69ZM75 70V69H74ZM82 70V69H81ZM126 70V69H125ZM213 70V69H212ZM225 70V69H224ZM242 70V69H241ZM247 70V69H246ZM131 71V70H130ZM134 70H132V72H133ZM152 71V70H151ZM204 71H205V69H204ZM211 71V70H210ZM236 71V70H235ZM235 71H234V73H235ZM244 71V70H243ZM247 71H250V70H247ZM79 72V71H78ZM120 72V71H119ZM119 72H117L118 74H119ZM146 72H147V70H146ZM199 72V71H198ZM217 72H218V70H217ZM246 72V71H245ZM20 73H18L19 74V76H20ZM67 73V72H66ZM131 72H129V74H130ZM211 73V72H210ZM186 74V73H185ZM184 74V75H185ZM215 74V73H214ZM217 74V73H216ZM232 74V73H231ZM24 75V76H25ZM57 75H58V73H57ZM63 75V74H62ZM61 75V76H62ZM145 75H147L146 73H145ZM182 75V74H181ZM197 75V74H196ZM118 76V75H117ZM179 76H180V74H179ZM198 76V75H197ZM205 76V75H204ZM217 76V75H216ZM216 76H214V78L216 77ZM232 76V75H231ZM22 77H23V75H22ZM81 77V76H80ZM115 77V76H114ZM151 76H148V78H150ZM157 77V76H156ZM182 77H183V75H182ZM184 77H186V76H184ZM188 77V76H187ZM186 77V78H187ZM200 77V76H199ZM206 77V76H205ZM220 77V76H219ZM253 77H255V76H253ZM82 78H83V76H82ZM152 78V77H151ZM160 78V77H159ZM181 78V77H180ZM189 78V77H188ZM208 78V81H209V78H211V75H210V77H207ZM206 78V79H207ZM212 78H213V76H212ZM231 78V77H230ZM16 79V78H15ZM70 79V78H69ZM118 79V78H117ZM144 79V78H143ZM147 79V78H146ZM145 79V80H146ZM205 79V80H206ZM252 79V78H251ZM14 80V79H13ZM101 80H102V78H101ZM112 80V79H111ZM110 80V81H111ZM125 80V79H124ZM155 80V79H154ZM184 80V79H183ZM191 80V79H190ZM195 80V79H194ZM203 80H204V78H203ZM213 80V79H212ZM216 80H217V77H216ZM222 80V79H221ZM20 81V82H21ZM81 81V80H80ZM110 81H108V82H110ZM140 81V80H139ZM152 81V80H151ZM202 81V80H201ZM102 82V81H101ZM113 82V81H112ZM111 82V83H112ZM141 82V81H140ZM143 82H144V80H143ZM154 82H156V81H154ZM174 82V81H173ZM194 82V81H193ZM203 82V81H202ZM206 82V81H205ZM213 82V81H212ZM212 82L210 83V85H212ZM218 82V81H217ZM217 82H213L214 84L215 83H217ZM227 82V81H226ZM12 83V84H11ZM19 83V82H18ZM83 83H84V81H83ZM96 83V82H95ZM142 83V82H141ZM146 84H147V81L145 82ZM15 85H16V81H15V83H14ZM20 84V83H19ZM100 84V83H99ZM98 84V85H99ZM104 84V83H103ZM108 84V83H107ZM120 84V83H119ZM140 84V83H139ZM150 84V83H149ZM188 84V83H187ZM22 85V84H21ZM20 85V88L22 87ZM23 85V86H24ZM90 84H87V85H85V89L84 90H88V89H90V86H89ZM97 85V84H96ZM115 85V84H114ZM140 85H142V84H140ZM145 85V84H144ZM148 85V84H147ZM161 86H159L162 90L163 89H165L162 93L163 94H165L166 92H169V91H166V90H168V89H166V88H168V87H171V85L170 84H168L167 82H164V83H162V84H160ZM189 85V84H188ZM195 85V84H194ZM209 85V86H210ZM219 85V84H218ZM254 85V84H253ZM89 86V87H88ZM95 86V85H94ZM113 86V85H112ZM117 86V85H116ZM139 85H137V87H138ZM182 86H185V85H182ZM201 86V85H200ZM17 87H19V85L17 86ZM106 87H107V85H106ZM108 87H110V86H108ZM135 87V86H134ZM143 87V86H142ZM154 87V86H153ZM178 87H181L180 85L178 86ZM194 87V86H193ZM193 87H191V88H193ZM199 87V86H198ZM201 87H203V86H201ZM9 88V89H8ZM25 88V87H24ZM28 88V89H29ZM93 88V87H92ZM103 88V87H102ZM148 88V87H147ZM155 88V87H154ZM172 88H173V91H171V93L170 94H172V92H174V97L172 98V99H176V100H178V102H179V100H181V101H184V99L186 100L187 99V101H188V99L189 98H191V96H195V94L194 93H191V94H194V95H191V94H187V90H186V87L185 88H183V87H181V89L183 88L186 92L184 93V94H182L181 92H179L181 89H179V88H177V85H176V87L175 86H172ZM197 88V87H196ZM224 88V87H223ZM237 88V87H236ZM26 89H27V87H26ZM66 89H67V87H66ZM69 89V88H68ZM73 89V88H72ZM109 89V88H108ZM112 89V88H111ZM134 89V88H133ZM150 89V88H149ZM182 89V90H183ZM190 89V88H189ZM212 89V88H211ZM226 89H227V87H226ZM248 89V88H247ZM252 89V88H251ZM250 89V90H251ZM20 90V89H19ZM24 90V89H23ZM92 90H94V89H92ZM135 90V89H134ZM136 90H137V88H136ZM140 90V89H139ZM159 90V89H158ZM181 90V91H182ZM204 90H206V89H204ZM213 90V89H212ZM242 90V89H241ZM21 91H22V89H21ZM25 91V90H24ZM34 91V90H33ZM32 91V92H33ZM37 91V90H36ZM90 91V90H89ZM103 91V90H102ZM110 91V90H109ZM112 91V90H111ZM131 91H133V90H131ZM156 91V90H155ZM161 91V90H160ZM159 91V92H160ZM191 91V90H190ZM195 91H197V89H195ZM200 91V90H199ZM202 91H203V89H202ZM201 91V92H202ZM215 91H217V90H215ZM17 92V91H16ZM23 92V91H22ZM61 92V91H60ZM66 92H68V91H66ZM85 92V91H84ZM137 92V91H136ZM138 92H140V91H138ZM153 92V91H152ZM193 92V91H192ZM204 92V91H203ZM202 92V93H203ZM239 92V91H238ZM241 92V91H240ZM19 93V92H18ZM26 93H28V92H26ZM41 93V92H40ZM147 93V92H146ZM8 94V95H7ZM23 94V93H22ZM64 94V93H63ZM62 94V95H63ZM104 94V93H103ZM145 94V93H144ZM148 94H149V92H148ZM160 94V93H159ZM158 94V95H159ZM168 94L169 93H167L166 95H167V97H168ZM210 94V93H209ZM248 94V93H247ZM37 95H38V93H37ZM41 95V94H40ZM85 95H86V93H85ZM153 95V94H152ZM155 95H156V93H155ZM158 95H156V97L158 96ZM162 95V94H161ZM186 95H188V96H186ZM191 95V96H190ZM202 95V94H201ZM229 95H230V92H229ZM65 96V95H64ZM63 96V97H64ZM130 96V95H129ZM148 96V95H147ZM163 96V95H162ZM165 96V95H164ZM203 96V95H202ZM210 96V95H209ZM244 96V95H243ZM2 97H5V99L4 100H1L2 99ZM17 97H18V95H17ZM20 97H21V95H20ZM35 97V96H34ZM34 97H32V98H34ZM85 97V96H84ZM95 97V96H94ZM127 97V96H126ZM125 97V98H126ZM135 97V96H134ZM139 97H141V96H139ZM156 97H154V98H156ZM159 97V96H158ZM170 97V96H169ZM29 98H30V100L32 99L31 97H27V96H25V94L24 95H22V101H24V103H26V104H24V105H27V101L29 100ZM37 98H39V97H37ZM58 98V99H59ZM81 98V97H80ZM97 98V97H96ZM153 98V99H154ZM160 98V97H159ZM171 98V97H170ZM195 98V97H194ZM193 97H192V101H193V103H192V101H191V103L192 104H194L195 102H194V99ZM198 98V97H197ZM210 98V97H209ZM215 98V97H214ZM227 98H229V96L227 97ZM257 98V97H256ZM35 99V98H34ZM40 99V98H39ZM44 99V100H45ZM82 99H83V97H82ZM130 99V98H129ZM133 99V98H132ZM138 99V98H137ZM157 99V98H156ZM162 99H164V97L162 98ZM199 99V98H198ZM212 99V98H211ZM20 100V99H19ZM41 100V99H40ZM63 100V99H62ZM126 100H127V98H126ZM155 100V99H154ZM160 99H158V101H159ZM166 100H167V98H166ZM175 100V101H176ZM6 101V102H5ZM17 101H18V99H17ZM22 101L20 100V102L22 103ZM32 101H34V100H32ZM38 101V100H37ZM64 101V100H63ZM97 101H98V99H97ZM129 101H131V100H129ZM136 101V100H135ZM172 101V100H171ZM170 101V102H171ZM189 101V102H190ZM202 101V100H201ZM29 102V101H28ZM40 103H41V101H39ZM51 102V101H50ZM55 102H53V103H55ZM96 102V101H95ZM94 102V103H95ZM101 102V101H100ZM137 102V101H136ZM164 102V101H163ZM226 102V101H225ZM32 103V102H31ZM34 103H36V100H35V102ZM49 103V102H48ZM92 103V102H91ZM134 103V102H133ZM148 103V102H147ZM160 103V102H159ZM166 103V102H165ZM204 103V102H203ZM238 103V102H237ZM242 103V102H241ZM250 103V102H249ZM249 103H248V105H247V108L246 109H248V108H250L251 109V105H249ZM3 104H6L5 106H3ZM39 104V103H38ZM50 104V103H49ZM62 104V103H61ZM89 104V103H88ZM164 104V103H163ZM176 104V103H175ZM228 104V103H227ZM232 104H235V102H232V103H230V106H229V112L228 113H226V116H227V120H228V122L226 123V121L224 120V119H226V117L225 116H223L224 117V119H223V121H225V123L227 124V126L228 127H231V126H233V124L236 122V118H235V112L238 110L237 109V107H238V105L237 104H235V105H232ZM253 104V103H252ZM256 103H254V105H255ZM135 105V104H134ZM139 105H140V103H139ZM142 105V104H141ZM144 105V104H143ZM154 105V104H153ZM162 105V104H161ZM23 106V105H22ZM27 106H29V105H27ZM163 106H165V105H163ZM188 106V105H187ZM195 106V105H194ZM197 106V105H196ZM222 106H223V104H222ZM41 107V106H40ZM59 107V106H58ZM63 107V106H62ZM144 107V106H143ZM149 107V106H148ZM154 107V106H153ZM156 107V106H155ZM168 107V106H167ZM166 107V108H167ZM189 107H190V105H189ZM191 107L193 108V106L191 105ZM207 107V106H206ZM26 108V107H25ZM30 108H31V106H30ZM129 108V107H128ZM137 108V107H136ZM135 108V109H136ZM141 108V107H140ZM140 108H139V110H140ZM158 108V107H157ZM160 108V107H159ZM158 108V109H159ZM186 108V107H185ZM192 108H189L188 110L190 111ZM7 109V111H9ZM26 109H29V107H27ZM57 109V108H56ZM132 109V108H131ZM150 110H153V109H151V108H149ZM155 109V108H154ZM157 109V110H158ZM172 109H175V107L174 108H172ZM184 109V108H183ZM194 109V108H193ZM206 109V108H205ZM241 109V108H240ZM31 110V109H30ZM58 110V109H57ZM137 110V109H136ZM138 110V111H139ZM157 110H153L152 112L153 113H150L151 111H148V112H146L147 110H145V113L143 114V115H140V116H135V117H132L131 119H130V121H129V118H128V121L130 122V123H128L127 121L125 122V123H127L126 124V126L128 125V124H130V126H128V127H131V125L133 126V131H134V129H135V132H134V134L136 135V133H139V131L140 132H142L143 131V133H145V134H150L151 133V131H152V129H153V127H156L157 125H156V123H159V121L160 122H162L163 120H166V118L164 117V119L162 120V118L163 117H159L158 116V113L157 112H154V111H157ZM162 110H163V108H162ZM243 110V109H242ZM100 111V110H99ZM128 111V110H127ZM144 111V110H143ZM171 111V110H170ZM173 111V110H172ZM171 111V112H172ZM188 111V113H190ZM194 111V110H193ZM193 111L191 112V114L193 113ZM199 111V110H198ZM224 111V110H223ZM246 111V110H245ZM250 111V110H249ZM253 111V112H254ZM28 112V111H27ZM32 112H34V111H32ZM107 112V111H106ZM116 112V111H115ZM115 112H114V114H115ZM134 112V111H133ZM165 112V111H164ZM168 112V111H167ZM183 112H184V110H183ZM187 112V111H186ZM200 112V111H199ZM251 112V111H250ZM8 113H10V112H3L2 113V118H7L8 117ZM10 113V114H11ZM117 113H119V112H117ZM131 113V112H130ZM170 113V112H169ZM222 113V112H221ZM220 113V114H221ZM224 113V114H225ZM38 114H40V113H38ZM56 114V113H55ZM142 114V113H141ZM172 114V113H171ZM171 114H169L170 116H171ZM175 114V113H174ZM173 114V116L175 117V115ZM186 114V113H185ZM241 114V113H240ZM36 115V114H35ZM41 115V114H40ZM120 115V114H119ZM161 115V114H160ZM179 115V114H178ZM222 115H223V113H222ZM245 115V114H244ZM243 114H241L240 115V117H239V119L238 120H240L239 122L241 123H244V122H246V121H244V119H243V116H244ZM247 115V114H246ZM257 115V116H258ZM14 116V117H15ZM31 116V115H30ZM29 116V117H30ZM52 116V115H51ZM54 116V115H53ZM177 116V115H176ZM181 116V115H180ZM187 116V115H186ZM193 116H195V115H193ZM206 116V115H205ZM215 116V115H214ZM252 117L254 116V114H252L251 115ZM33 117V116H32ZM48 117V116H47ZM57 117V116H56ZM119 117V116H118ZM192 117V115L190 116V117H188V118H191ZM248 117V116H247ZM34 118V117H33ZM42 118V117H41ZM59 118L61 119V116H59ZM66 118V117H65ZM75 118H77V117H75V115H73V117H72V120L74 119L75 120ZM116 118H117V116H116ZM124 118H125V116H124ZM167 118H168V115H167ZM28 119V118H27ZM37 119V118H36ZM51 119V118H50ZM70 119H71V117H70ZM109 119V118H108ZM122 119V118H121ZM127 118H125V120H126ZM170 119H172V118H170ZM169 119V120H170ZM174 119H176V118H174ZM181 119V118H180ZM220 119V118H219ZM262 119V118H261ZM19 120V121H20ZM100 120V119H99ZM115 120V119H114ZM162 120V121H161ZM168 120V121H169ZM202 120V119H201ZM216 120V119H215ZM218 120V119H217ZM221 120V119H220ZM246 120V119H245ZM251 121L252 120V118H250V116H249V118H248V121ZM260 120V119H259ZM4 120H2V122H3ZM30 121V120H29ZM38 121V120H37ZM48 121V120H47ZM55 121V120H54ZM64 118H63V125H65L64 127H66V128H64V130H67L68 131V129L67 128H69V129H71V128H74L75 127V123H78V122H68V123H64ZM76 121V120H75ZM87 121V120H86ZM167 121V120H166ZM219 121V120H218ZM244 121V122H243ZM257 121H258V119H257ZM6 122V121H5ZM61 122V121H60ZM82 122V121H81ZM221 122V121H220ZM4 123V122H3ZM2 123V124H3ZM54 123V122H53ZM55 123H56V121H55ZM108 123V122H107ZM165 123V122H164ZM255 123V124H256ZM7 124V123H6ZM23 124V123H22ZM69 124V125H68ZM80 125H81V123H79ZM79 124H77V125H79ZM85 124V123H84ZM104 124H105V121H104ZM161 124V123H160ZM159 124V125H160ZM219 124V123H218ZM221 124V123H220ZM222 124H223V122H222ZM254 124V123H253ZM34 124H32V126H33ZM36 125H37V123H36ZM121 125H122V123H121ZM165 125H167V123H165L164 124V126ZM35 126V125H34ZM62 126V125H61ZM85 126V125H84ZM104 126V125H103ZM109 126H110V124H109ZM111 126H112V124H111ZM118 126V125H117ZM123 126V125H122ZM163 126V127H164ZM168 126H169V124H168ZM245 126V125H244ZM247 126V125H246ZM4 127V126H3ZM2 127V130L4 129ZM107 127V126H106ZM121 127V126H120ZM124 127V126H123ZM159 127H161V126H159ZM167 127V126H166ZM220 127V126H219ZM223 127H224V124H223ZM228 127H226V125H225V129L226 128H228ZM234 127H235V125H234ZM243 127V126H242ZM1 128V127H0ZM6 128V127H5ZM57 128V127H56ZM78 129H79V127H77ZM81 128V127H80ZM83 128V127H82ZM82 128H81V131H82ZM102 128V127H101ZM112 128H113V126H112ZM115 128V127H114ZM158 128V127H157ZM157 128H155V129H153V132L154 131H157L156 129ZM218 128V127H217ZM62 129H63V126H62ZM160 129V128H159ZM162 129V128H161ZM166 130L168 129V127L167 128H165ZM164 129V130H165ZM228 129H230V128H228ZM1 130V131H2ZM80 130V129H79ZM129 130V129H128ZM160 131V130H158L157 132L159 133V135H161V136H164V137H166L165 136V131ZM215 130V129H214ZM8 130H4L3 131V133H2V137L0 138V148H6L7 146H9L10 148H12V146H10V142H9V140H8V138H7V136H8V132H7ZM73 131V130H72ZM78 131V130H77ZM105 131V130H104ZM114 131V130H113ZM131 131H132V129H131ZM132 131V132H133ZM226 131V130H225ZM234 131V130H233ZM64 132V131H63ZM69 132V131H68ZM83 132V131H82ZM84 132H88V130L87 131H85L84 130ZM110 132V131H109ZM126 132V131H125ZM156 132V133H157ZM72 133V132H71ZM80 133V132H79ZM155 133V134H156ZM157 133V134H158ZM214 133V132H213ZM227 133H229V132H227ZM232 133V132H231ZM75 134V133H74ZM74 134L72 135V137L71 138H67L68 140L66 141V143L64 142V144L65 145H67V146H65L66 148H67V151H66V153H62L61 152V154H59L57 157H58V160H60L61 161V163L62 162H66V163H74V164H86V165H88V166H92V165H94L95 163H97L96 162V155L97 156H99L98 154H95L96 152V146L94 147L93 145H92V141H90V139H92V140H96V142H97V138H96V136H94V135H90L91 136V138H87V135L86 136H81V137H77V136H74ZM99 134V133H98ZM101 134V133H100ZM128 134V133H127ZM126 134V135H127ZM130 134H132L131 132L128 134V135H130ZM133 134V135H134ZM221 134H222V131H221ZM234 134H236V133H234ZM242 134H243V132H242ZM241 134V135H242ZM125 135V136H126ZM138 135V134H137ZM153 135V134H152ZM158 135V136H159ZM240 135V134H239ZM238 135V136H239ZM240 135V136H241ZM150 136V135H149ZM153 136H155V135H153ZM153 136H151L152 138H151V141H150V143L151 144H153V143H156V142H153L152 143V139L154 140V138H153ZM223 136V134L221 135V137ZM234 136V135H233ZM245 136V137H246ZM9 137V136H8ZM45 137V136H44ZM134 137V136H133ZM136 138V137H135ZM148 137H146V139H147ZM167 138V137H166ZM220 138V137H219ZM223 138V137H222ZM222 138H221V140H222ZM225 138V137H224ZM238 138V137H237ZM239 138H241V137H239ZM243 138V137H242ZM34 139V138H33ZM39 139V138H38ZM124 139V138H123ZM128 139V138H127ZM226 139V138H225ZM36 140V139H35ZM66 140V139H65ZM131 140V139H130ZM134 140H136V139H134ZM133 140V141H134ZM216 140V139H215ZM220 140V139H219ZM254 140V141H255ZM59 141V140H58ZM111 141V140H110ZM115 141V140H114ZM122 141V140H121ZM125 141H127V140H125ZM125 141L122 143L121 142V144L120 145H122V147H123V145H125L126 143H125ZM253 141V142H254ZM95 142V143H96ZM146 142H147V140H146ZM145 142V143H146ZM148 142H149V139H148ZM147 142V143H148ZM159 142V141H158ZM224 142V141H223ZM98 143H99V141H98ZM106 143V142H105ZM110 143V142H109ZM120 143V142H119ZM128 143H129V141H128ZM133 143H135V142H133ZM150 143H148V145L150 144ZM24 144V143H23ZM61 144V143H60ZM97 144V143H96ZM130 144V143H129ZM137 144V143H136ZM143 144V143H142ZM217 144H218V140H217ZM228 144V143H227ZM12 145V144H11ZM107 145H108V143H107ZM128 145V144H127ZM135 145V144H134ZM139 145H140V143H139ZM145 145V144H144ZM154 145V144H153ZM226 145V144H225ZM34 146V145H33ZM61 146V145H60ZM130 146V145H129ZM25 147V146H24ZM40 147V146H39ZM100 147V146H99ZM112 147V146H111ZM111 147H110V149H111ZM126 147V149H127V147L128 146H125ZM125 147H124V150H126L125 149ZM132 147V146H131ZM130 147V148H131ZM220 147V146H219ZM255 147V146H254ZM8 148V147H7ZM62 148H63V146H62ZM65 148V149H66ZM102 148H103V146H102ZM117 148H120V146L119 147H117ZM129 148V149H130ZM133 149H134V146L132 147ZM2 149H0V151L2 150ZM41 149V148H40ZM108 149H109V147H108ZM139 149V148H138ZM138 149H136V150H138ZM143 149V148H142ZM206 149V148H205ZM63 150H64V148H63ZM95 150V151H94ZM118 151H119V149H117ZM117 150H115L114 149V151H117ZM122 150V149H121ZM121 150H120V153L121 154H124L123 152V150H122V152H121ZM220 150V149H219ZM225 150V149H224ZM224 150H220V151H217V149H216V151L217 152H221V154H217V153H213L212 151H210L209 150V152H205L204 154H201L199 151V153L200 154H196L197 156H195V157H193V160H191V161H186V163H184L183 162V160H182V162L180 161L179 162V160H178V162H176V163H174V167H169V168H172V169H170V170H168L169 168L167 167V165L164 167L165 169L163 170H157L158 171V173H155L158 177H160L159 179L158 178H156L157 176H155V178H153L152 176L153 175H151L150 177H148V178H145V179H141V180H137V182H136V184L134 183L132 186H130V187H132V189L130 190H128V189H126L125 188V190L123 189V190H121V191H119L117 194H115V198H117L116 199V201H119L120 202V209L122 210V211H130L131 213H133V215L135 214H145V216H146V213H149V211L151 210L152 211V209L154 208L155 209V205L157 206V204H159L160 202H162L163 203V200H165L166 201V198L169 196L168 194H167V192H168V188H170V187H173V186H175V185H187V186H189L190 188H196V189H199V190H201L200 188L203 186L204 187V182H205V184L207 183H210V182H212L214 179H215V177H216V172L218 171V170H225V171H229V172H231L230 170L232 169V166L233 165H236L237 163H238V158L235 156V155H233L234 154V151H233V154L231 153L232 151L229 149L228 151H227V149H226V151H224ZM243 150H245V149H243ZM251 150V149H250ZM21 151V150H20ZM25 151V150H24ZM104 151H106V150H104ZM126 151H131V150H126ZM141 151V150H140ZM224 151V152H223ZM229 151H231V152H229ZM236 151H237V148H236ZM248 151V150H247ZM22 152V151H21ZM31 152V151H30ZM64 152V151H63ZM197 152V153H198ZM57 153V152H56ZM60 153V152H59ZM128 153V152H127ZM127 153H126V155H127ZM139 153V152H138ZM130 154V153H129ZM128 154V155H129ZM131 154H134V153H132L131 152ZM248 154V153H247ZM25 155H26V153H25ZM116 155V154H115ZM127 155V156H128ZM263 155V154H262ZM119 156V155H118ZM6 157H8V156H6ZM17 157V156H16ZM21 157V156H20ZM19 157V158H20ZM23 157V156H22ZM56 157V158H57ZM121 157V156H120ZM123 157V156H122ZM139 157V156H138ZM24 158V157H23ZM28 158V157H27ZM53 158V157H52ZM104 158V157H103ZM131 158V157H130ZM135 157H133V159H134ZM178 158V157H177ZM182 158V157H181ZM1 159V162H2V158H0ZM38 159V158H37ZM102 159V158H101ZM109 159V158H108ZM125 159V158H124ZM4 160V159H3ZM18 160V159H17ZM54 160V159H53ZM105 160V159H104ZM112 160V159H111ZM121 160H123V159H121ZM120 160V161H121ZM129 160V159H128ZM101 161V160H100ZM103 161V160H102ZM113 161H115V158H114V160ZM127 161V160H126ZM246 161V160H245ZM21 162H22V160H21ZM49 162V161H48ZM252 162V161H251ZM53 163V162H52ZM56 163V162H55ZM104 163V162H103ZM103 163H101V164H103ZM119 163V162H118ZM122 163V162H121ZM17 164H19V163H17ZM48 164V163H47ZM51 164V163H50ZM50 164H49V166H50ZM54 164V163H53ZM70 164V165H71ZM73 164V165H74ZM111 164V163H110ZM125 164V163H124ZM164 164V163H163ZM171 164V163H170ZM255 164V165H256ZM12 165H14V164H12ZM55 165V164H54ZM63 165V164H62ZM103 165H105V164H103ZM143 165H145V164H143ZM240 165V164H239ZM11 166V165H10ZM32 166V165H31ZM43 166V165H42ZM84 166V165H83ZM210 166V168L212 167V170H213V172H212V174H211V172H210V170L208 169V167ZM15 166H13L12 168H14ZM82 167V166H81ZM120 167V166H119ZM124 167V166H123ZM234 167V166H233ZM9 168V167H8ZM33 168H34V166H33ZM49 168V167H48ZM51 168V167H50ZM49 168V169H50ZM59 168V167H58ZM106 168V167H105ZM122 168V167H121ZM142 168V167H141ZM144 168V167H143ZM256 168V167H255ZM260 168V167H259ZM11 169V168H10ZM9 169V171H11ZM15 169V168H14ZM20 169V168H19ZM77 169V168H76ZM130 169V168H129ZM209 171H208V170ZM141 170V169H140ZM17 171V170H16ZM69 171H70V169H69ZM147 171V170H146ZM210 172V174L209 175H207L208 174V172ZM47 172V171H46ZM224 172V171H223ZM9 173H11V172H9ZM14 173V172H13ZM218 173V172H217ZM141 174V173H140ZM145 174V173H144ZM229 174V173H228ZM11 175V174H10ZM139 175V174H138ZM13 176V175H12ZM11 176V177H12ZM120 177V176H119ZM136 178V177H135ZM143 178V177H142ZM214 178V179H213ZM217 178V177H216ZM218 180V179H217ZM203 181V182H202ZM221 181V180H220ZM201 184H203V185H201ZM213 184V183H212ZM215 184V183H214ZM130 185V184H129ZM209 185V184H208ZM211 185V184H210ZM207 186V185H206ZM129 187V188H130ZM178 187V186H177ZM120 189H122V188H120ZM128 190V191H127ZM166 194L168 195L167 197H165L166 196ZM111 197V196H110ZM114 197V196H113ZM168 200V199H167ZM164 201V202H165ZM170 201V200H169ZM168 201V202H169ZM217 204L215 205V206H213V204L212 203H209V202H202V203H200V204H198V209L196 210V211H188V212H186V213H184V214H182L183 216L182 217H184V218H186V216H188L189 214H191V213H199V214H202L204 217H206V219L208 218L209 219V222H211V224H213L216 220H218V218H221L222 216L221 215H224L223 214V209H222V205H220V204H218L219 202H216ZM110 204V203H109ZM161 204V203H160ZM117 205V204H116ZM212 205V206H211ZM93 206H94V204H93ZM114 206V205H113ZM116 207V206H115ZM64 208V207H63ZM107 209V208H106ZM117 209V208H116ZM195 209V208H194ZM178 210V209H177ZM121 212V211H120ZM129 212V213H130ZM68 213V212H67ZM89 213V212H88ZM128 212H127V214H129ZM72 215V214H71ZM70 215V216H71ZM86 215V214H85ZM90 215H91V213H90ZM119 215V209H117V210H115L114 208L113 209H111V210H109V211H107V210H103V211H98L97 212V214H96V217H93L92 219L90 218V217H88V218H90V221H89V219H87V221H88V223L87 222H85V223H83V226H84V228L81 230V231H79L78 230V228H76L75 229V227H74V229H71L70 228V226L71 227H73V226H75L74 224H70V226H68V228H66L67 229V232L69 231V233H67V234H65L64 233V238L62 239L63 241H64V239H65V235H66V237L68 236V234H70V233H72L69 229H71V230H73V233H75L76 235H77V241H78V243L79 244H81L82 246H83V248H85V249H87V251L89 250L90 252H92V251H96V252H98L99 254L101 253V251H102V253L103 252H108L109 251V248H108V251H107V248H102V247H104V245L103 244H108V241H107V239H106V230L108 229L107 227H108V225H112V223H114L113 221H115L114 220V217L115 218H117L116 216H118ZM89 216V215H88ZM95 216V215H94ZM179 216V215H178ZM194 216H195V214H194ZM72 217H74V216H72ZM77 216H75V218L74 219H76V220H79V222H81V220L80 219H78V218H76ZM83 216H81V218H82ZM190 217V216H189ZM85 218H86V216H85ZM85 218H84V220H85ZM74 219H73V221H74ZM118 219V218H117ZM183 219V218H182ZM46 220V219H45ZM54 223H55V220L53 221ZM83 222V221H82ZM49 223V222H48ZM52 223V222H51ZM68 223V222H67ZM75 223V222H74ZM77 223V222H76ZM46 224V223H45ZM79 224V223H78ZM49 226V225H48ZM66 227V226H65ZM115 227V226H114ZM49 228V227H48ZM51 228H52V226H51ZM50 229V228H49ZM65 229V230H66ZM50 231V230H49ZM156 231V230H155ZM48 232V231H47ZM51 232V231H50ZM49 235V234H48ZM58 236H61L60 235V233L58 234ZM72 236V235H71ZM62 237V236H61ZM68 238H69V236H68ZM62 240H60L59 241V243L62 241ZM67 240V239H66ZM120 240L122 241V238L120 237V238H117V239H113V240H110L109 241V243H110V245H113V247L114 248H117V250L116 249H113V252H117L118 250H120V248H121V246H122V242H120ZM62 241V242H63ZM61 242V243H62ZM67 242L69 243L70 241H64L63 242V245H60L59 243V249H57L56 250V252H55V258H56V255H57V259H58V256L60 257V259H62L61 260V262L63 263V264H70V260H69V258L71 257V256H73L72 257V259H75L74 257H76L77 256V254L75 253V251H74V249L72 250V248L70 247V244H67ZM16 243V245H17V242H15ZM73 244H74V242H73ZM15 245V246H16ZM30 245V244H29ZM102 245V246H101ZM18 246V245H17ZM44 246V245H43ZM56 247H58L57 245H55ZM61 246V247H60ZM55 247V248H56ZM99 247H101V249L99 248ZM105 247H106V245H105ZM2 248H4V242H0V250L2 249ZM54 248V247H53ZM54 248V249H55ZM30 249V248H29ZM85 249H84V252H85ZM112 249V248H111ZM49 250V249H48ZM114 250H116V251H114ZM42 252H43V250H41ZM40 252V251H39ZM83 252V251H82ZM160 252V251H159ZM170 252V251H169ZM37 253V252H36ZM45 253H46V251H45ZM49 253V252H48ZM54 253V252H53ZM81 252H79V254H80ZM88 253V252H87ZM92 253H94V252H92ZM97 253V254H98ZM110 253V252H109ZM104 254V253H103ZM153 254H155V253H153ZM0 255H2V254H0ZM31 255V254H30ZM40 255H41V253H40ZM50 255V254H49ZM88 256H89V253L87 254ZM87 255H85V257L87 256ZM94 254H92V256H93ZM42 256V255H41ZM52 256H53V254H52ZM87 256V258L88 259H90L89 257ZM96 256V255H95ZM99 256V255H98ZM103 256H105V254L103 255ZM102 256V257H103ZM45 257V256H44ZM46 258V257H45ZM55 258H49L48 260L49 261H51V259H55ZM87 258H85V260L87 259ZM96 257H94V259H95ZM31 259H33V258H31ZM103 259V258H102ZM59 260V259H58ZM77 260L78 261H80L78 258L75 260V262H77ZM32 261V260H31ZM48 261V262H49ZM57 261V260H56ZM87 262L86 263H88V260H86ZM92 262H94L93 261V258H92V260H91ZM33 262V261H32ZM34 262H36V261H34ZM33 262V263H34ZM54 262V261H53ZM83 262H84V260H83ZM89 262H90V260H89ZM97 262H98V259H97ZM96 262V263H97ZM183 262V261H182ZM15 263V262H14ZM17 263V262H16ZM38 263V262H37ZM53 264L52 262H49V264ZM59 264H61V263H59ZM76 264V263H75ZM91 264V263H90Z\"/></svg>","mask_w":264,"mask_h":264}]
</instances>
